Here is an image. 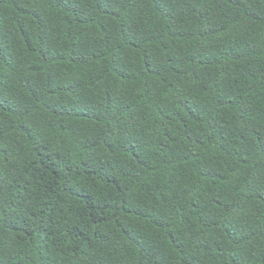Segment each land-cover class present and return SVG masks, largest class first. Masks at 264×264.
<instances>
[{
  "label": "trees",
  "instance_id": "1",
  "mask_svg": "<svg viewBox=\"0 0 264 264\" xmlns=\"http://www.w3.org/2000/svg\"><path fill=\"white\" fill-rule=\"evenodd\" d=\"M0 264H264V0H0Z\"/></svg>",
  "mask_w": 264,
  "mask_h": 264
}]
</instances>
